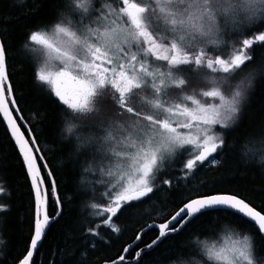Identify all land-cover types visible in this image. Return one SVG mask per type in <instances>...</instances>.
Here are the masks:
<instances>
[{
  "label": "snow or ice",
  "instance_id": "snow-or-ice-1",
  "mask_svg": "<svg viewBox=\"0 0 264 264\" xmlns=\"http://www.w3.org/2000/svg\"><path fill=\"white\" fill-rule=\"evenodd\" d=\"M24 6L26 0H11V7ZM40 7L32 0V9ZM58 8L54 19L28 26L23 48L38 64L36 81L64 109L63 138L75 142L84 172L99 177L78 193L92 199L89 207L96 217L83 229L82 237L93 238L84 243L93 249L97 240L108 244L101 227L120 233L114 221L127 208L165 186L182 185L181 199L187 202L164 222L142 229L108 264H145L156 256L170 261L176 257L179 264H264L258 255V245L264 242V211L235 194L200 191L215 180L189 187L198 168L216 166L234 151L215 129L230 130L238 122L253 87L255 70L232 81L254 59L255 46L264 45V30L251 31L264 18V0H62ZM246 30L251 34L244 35ZM229 31L242 38L228 45L223 37ZM6 33L11 34L0 18V124L28 177L33 217L30 244L15 264H34L47 229L63 214L64 201L45 151L14 95ZM187 73L199 77L200 84L193 86ZM242 153L264 161V139L249 140ZM169 171L180 175L164 178ZM0 195H10L3 184ZM97 199L106 203H96ZM8 209L0 203V212ZM205 213L214 214L216 221L229 214L248 221L259 239L224 224L209 227L214 239L193 241L190 252L178 255L165 246L163 255H153ZM152 227L158 229L155 238L129 256Z\"/></svg>",
  "mask_w": 264,
  "mask_h": 264
},
{
  "label": "trees",
  "instance_id": "trees-1",
  "mask_svg": "<svg viewBox=\"0 0 264 264\" xmlns=\"http://www.w3.org/2000/svg\"><path fill=\"white\" fill-rule=\"evenodd\" d=\"M26 2L27 6L14 8L11 7V0H0V18L6 20L11 33L5 34L8 44L9 79L14 86L18 105L45 151L48 166L53 172L57 189L64 201L63 214L47 229L34 256V264H100L114 257L118 250L132 241L145 224L164 220L173 213L186 200L181 199L185 192L182 190V185L173 189L165 186L150 198H145L143 202L134 203L115 219L114 223L117 226L125 227L128 231L121 230L118 234L111 232L107 238L109 243L105 244L102 240H97L94 249L84 243V240H90V237L83 236L80 243L79 231L85 226H92L91 222L95 218L92 217L94 209L89 207L93 202L92 199L78 193L84 191L85 184L99 177L84 172L85 165L76 152L75 142L70 143L63 138L64 109L49 96L46 88L36 81L35 71L38 64L31 59L32 53L23 48L28 26L36 24L39 20L54 19L56 12L60 10L58 6L62 0H36L41 7L35 10L32 9V0ZM33 11L37 14L32 15ZM262 30H264V18L256 21L251 29L255 32ZM250 34L251 32L247 30L244 32V35ZM241 38L238 33L231 31L223 37L228 45L238 42ZM224 50L230 52L231 48L225 47ZM250 70H255L253 87L249 89L247 99L242 104L238 122L230 130L221 129L219 126L215 129L225 137L228 144L234 145V151L224 156L221 163L216 166L198 168L189 187L201 181L215 180V184L209 183L200 191L214 190L235 194L248 201L257 210L264 211V161H258L256 156L242 153L244 144L249 140L264 139V45L255 46L254 59L239 75H236L232 83H237ZM186 78L194 82L193 86L200 84L199 77L191 73H187ZM188 91H191V88ZM31 116L35 119H28ZM21 129L28 135L22 123ZM80 171L84 175L83 179L80 178ZM41 173L44 174L43 168ZM168 173L164 178L170 179L180 175L179 172L174 171ZM45 179L47 180L46 175ZM0 184H3L10 193V195H0V203L9 206L7 212H0V239L4 241V244L0 245V253L3 254L0 257V264H15L26 254L30 242L33 220L32 192L20 156L3 124H0ZM68 197L71 199H67ZM95 202L106 203L100 199ZM54 212L55 204L50 198L49 213ZM213 215L205 213L204 217L194 220L187 229L174 236L175 249L165 241L156 248L153 255L156 253L163 255L161 250L165 246L178 255L180 252H190L188 245L193 241L214 239L208 232L209 227L224 224H229L241 232L256 234L259 239L256 229L250 222L237 221L231 214L227 219L221 215L219 221H216ZM201 228L204 229L205 235L197 230ZM156 235L155 228L148 230L137 246L149 243ZM137 246L132 249L129 256L136 252ZM258 249V255L264 257V242L258 245ZM195 258L200 257L197 255ZM145 264H179V259L173 257L171 261L162 260L156 256L155 259L146 260Z\"/></svg>",
  "mask_w": 264,
  "mask_h": 264
},
{
  "label": "bare ground",
  "instance_id": "bare-ground-1",
  "mask_svg": "<svg viewBox=\"0 0 264 264\" xmlns=\"http://www.w3.org/2000/svg\"><path fill=\"white\" fill-rule=\"evenodd\" d=\"M31 59H32V57H31ZM32 60H33V59H32ZM33 61H34V60H33ZM27 134H28V133H27ZM25 136L27 137L28 135L25 134ZM168 174H169V173H168ZM169 176H170V175H169ZM80 178H82V179L84 178V175H83V173H82L81 171H80ZM83 189H84V186H83ZM226 193H227V192H226ZM229 194H231V193H229ZM238 197L241 198L240 196H238ZM242 199H243V198H242ZM186 201H187V200H185L183 203H185ZM245 201H246V200H245ZM246 202H248V201H246ZM248 203H249V202H248ZM180 206H182V204H181ZM180 206H178V207L176 208V210H175L173 213H171V214H174L176 211H178ZM258 211H259V210H258ZM87 213H88V212H87ZM171 214H170V215H171ZM170 215H169V216H170ZM84 216H85V218H86V214H85V213H84ZM169 216H168V217H169ZM168 217H167V218H168ZM56 220H57V219H56ZM162 221H164V220H161V221H158V222H162ZM150 223H151V222L145 224L142 228H140L139 231H138V233H139L143 228L147 227ZM118 227L120 228V226H118ZM152 228H155V229L157 230V234H158V229H157L156 227H152ZM152 228H151V229H152ZM120 229L123 230V231H124V230H125V231H128L127 228H125V227H121ZM99 232H100L101 236L104 237L105 240H107L108 236L111 234V232H110L107 228H105V227H101V228L99 229ZM82 233H83V230L79 231V233H78V235L81 237V239L79 240L80 243H82ZM154 238H155V237H154ZM154 238H153V239H154ZM91 239H93V238L90 237V240H91ZM153 239H152V240H153ZM132 240H133V239H132ZM131 242H132V241L128 242L127 244H129V243H131ZM150 242H151V241H150ZM150 242H149V243H150ZM166 242H168L167 245H173V244L175 245V244H176V239L172 237L170 241L166 240ZM40 244H41V243H40ZM127 244H126V245H127ZM147 244H148V243H147ZM190 244H191V243H190ZM126 245H125V246H126ZM145 245H146V244H144V245H142V246H139V247L137 246L136 251H138L140 248H143ZM39 246H40V245H39ZM125 246H124V247H125ZM129 254H130V253H129ZM108 261H109V260L104 261V262H102V263H100V264L108 263ZM133 263H135V262H132V264H133Z\"/></svg>",
  "mask_w": 264,
  "mask_h": 264
},
{
  "label": "rangeland",
  "instance_id": "rangeland-1",
  "mask_svg": "<svg viewBox=\"0 0 264 264\" xmlns=\"http://www.w3.org/2000/svg\"><path fill=\"white\" fill-rule=\"evenodd\" d=\"M32 59H33V56H32ZM33 60H34V59H33ZM34 61H35V60H34ZM35 62H36V61H35ZM171 94L174 95V94H175V90H173V92H172ZM208 102H211V99H209ZM73 142H74V141H73ZM256 157H257L258 161H261L258 155H257ZM89 198H90V197H89ZM103 201H105V200H103ZM94 213H95V210L93 211L92 217H94V218L96 219ZM97 223H99V221H97Z\"/></svg>",
  "mask_w": 264,
  "mask_h": 264
},
{
  "label": "water",
  "instance_id": "water-1",
  "mask_svg": "<svg viewBox=\"0 0 264 264\" xmlns=\"http://www.w3.org/2000/svg\"><path fill=\"white\" fill-rule=\"evenodd\" d=\"M14 115H15V113H14ZM17 122H18V121H17ZM23 126H24V125H23ZM21 131H23V130L21 129ZM24 134H25V133H24ZM25 137H26V136H25ZM186 202H187V201H186ZM162 222H164V221H162ZM162 222L154 221V222H151L149 225H151V224H153V223H155V224L158 225L159 223H162ZM149 225H148V226H149ZM148 226H147V227H148ZM147 227H145V228H147ZM145 228H143V229H145ZM46 232H47V231H46ZM29 244H30V242H29ZM133 262H134V261H133ZM104 264H108V263H104Z\"/></svg>",
  "mask_w": 264,
  "mask_h": 264
}]
</instances>
